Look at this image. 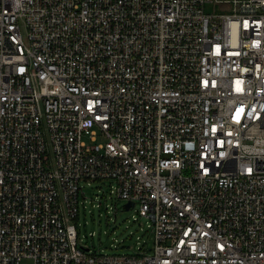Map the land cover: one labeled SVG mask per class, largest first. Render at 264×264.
Masks as SVG:
<instances>
[{"label":"built area","instance_id":"2783aa9c","mask_svg":"<svg viewBox=\"0 0 264 264\" xmlns=\"http://www.w3.org/2000/svg\"><path fill=\"white\" fill-rule=\"evenodd\" d=\"M100 180L150 249L79 246ZM24 260L264 264V0H0V264Z\"/></svg>","mask_w":264,"mask_h":264},{"label":"rangeland","instance_id":"374dc122","mask_svg":"<svg viewBox=\"0 0 264 264\" xmlns=\"http://www.w3.org/2000/svg\"><path fill=\"white\" fill-rule=\"evenodd\" d=\"M215 8L211 3L206 9L213 11ZM217 10L225 9L218 6ZM99 141L105 142V139L100 138ZM83 185L86 202H82L81 194L77 220L80 247L108 254H133L140 248L152 247L149 222L138 213V205L135 209H125L126 201L111 192L113 187L108 180ZM22 264H34V261L24 260Z\"/></svg>","mask_w":264,"mask_h":264},{"label":"water","instance_id":"95a60500","mask_svg":"<svg viewBox=\"0 0 264 264\" xmlns=\"http://www.w3.org/2000/svg\"><path fill=\"white\" fill-rule=\"evenodd\" d=\"M133 206V204H132ZM126 209L129 210L130 209V204H126Z\"/></svg>","mask_w":264,"mask_h":264}]
</instances>
